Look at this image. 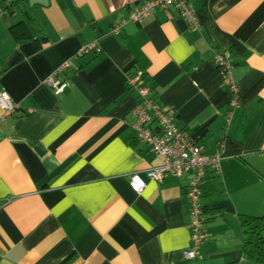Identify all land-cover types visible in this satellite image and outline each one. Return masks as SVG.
<instances>
[{"label": "crops", "instance_id": "obj_1", "mask_svg": "<svg viewBox=\"0 0 264 264\" xmlns=\"http://www.w3.org/2000/svg\"><path fill=\"white\" fill-rule=\"evenodd\" d=\"M141 1L25 0L41 41H14L0 14V86L19 104L0 120V264L191 263L188 177L149 179L162 159L130 126L137 94L126 76L137 68L204 152H222L193 264H254L239 214L264 213V0H189L200 31L158 8L114 34ZM94 40L99 52L74 59ZM226 49L239 97L228 125L227 75L213 61ZM69 58L54 94L44 79Z\"/></svg>", "mask_w": 264, "mask_h": 264}, {"label": "built area", "instance_id": "obj_2", "mask_svg": "<svg viewBox=\"0 0 264 264\" xmlns=\"http://www.w3.org/2000/svg\"><path fill=\"white\" fill-rule=\"evenodd\" d=\"M158 8L164 10L173 8L179 16L186 20L189 29L200 31L201 22L189 0H143L131 9L126 17L114 24L111 31L114 34H119L124 24L130 21L138 22ZM91 51H100L96 40L82 44L73 57L78 59ZM213 61L227 75V87L231 93L229 115L226 122L228 125L230 109L239 103L236 84L231 73L233 61L230 51L226 49L215 52ZM72 65L73 59L69 58L45 77L44 82L54 94H60L67 86V81L61 77V73ZM144 78L145 72L141 68L133 70L126 76L128 88L137 94V101L131 109L130 126L135 132L136 140L141 142L148 151L159 155L162 159L161 164L151 166L147 170L146 175L149 179L161 183L167 175L174 177L186 175L188 177L185 183V193L188 199L190 219V244L184 250V257L191 261L190 264H193L201 245L208 237L204 226L206 215L202 205L204 187L207 184L210 170L219 173L222 152L219 148L212 155L204 152L202 146L190 137L187 130L178 126L175 115L156 100L151 89L145 85ZM0 105L3 109L0 120L19 108V104L2 86H0ZM129 185L133 191L140 192L145 187V180L139 173L132 172L129 176Z\"/></svg>", "mask_w": 264, "mask_h": 264}, {"label": "trees", "instance_id": "obj_3", "mask_svg": "<svg viewBox=\"0 0 264 264\" xmlns=\"http://www.w3.org/2000/svg\"><path fill=\"white\" fill-rule=\"evenodd\" d=\"M25 0H0V14L8 23V30L16 42L26 40L41 41L45 35L40 31L29 12ZM232 57L235 52L230 49ZM4 71L0 67V74ZM215 172L210 170L209 173ZM208 181L204 187L203 195L211 194L217 189V185ZM207 221V217H206ZM239 224L242 233V248L250 261L254 264H264V213L261 215L239 214Z\"/></svg>", "mask_w": 264, "mask_h": 264}]
</instances>
